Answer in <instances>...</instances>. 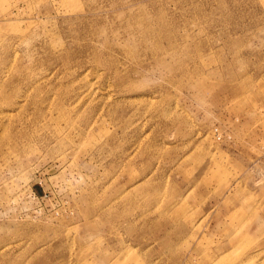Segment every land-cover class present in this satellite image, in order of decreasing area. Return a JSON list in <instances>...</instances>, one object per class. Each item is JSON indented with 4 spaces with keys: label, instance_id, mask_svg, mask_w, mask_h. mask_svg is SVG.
Returning <instances> with one entry per match:
<instances>
[{
    "label": "rangeland",
    "instance_id": "obj_1",
    "mask_svg": "<svg viewBox=\"0 0 264 264\" xmlns=\"http://www.w3.org/2000/svg\"><path fill=\"white\" fill-rule=\"evenodd\" d=\"M0 264H264V0H0Z\"/></svg>",
    "mask_w": 264,
    "mask_h": 264
}]
</instances>
